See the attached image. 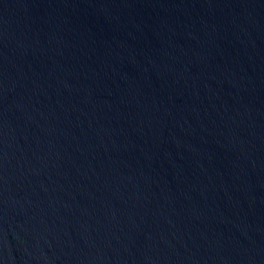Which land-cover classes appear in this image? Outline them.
<instances>
[{"label":"water","instance_id":"water-1","mask_svg":"<svg viewBox=\"0 0 264 264\" xmlns=\"http://www.w3.org/2000/svg\"><path fill=\"white\" fill-rule=\"evenodd\" d=\"M0 264H264V0H0Z\"/></svg>","mask_w":264,"mask_h":264}]
</instances>
